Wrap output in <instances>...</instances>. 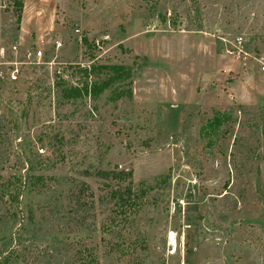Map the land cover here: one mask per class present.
Masks as SVG:
<instances>
[{
    "label": "rangeland",
    "instance_id": "1",
    "mask_svg": "<svg viewBox=\"0 0 264 264\" xmlns=\"http://www.w3.org/2000/svg\"><path fill=\"white\" fill-rule=\"evenodd\" d=\"M21 4L0 46L44 56L0 87V264H264V0Z\"/></svg>",
    "mask_w": 264,
    "mask_h": 264
},
{
    "label": "built area",
    "instance_id": "2",
    "mask_svg": "<svg viewBox=\"0 0 264 264\" xmlns=\"http://www.w3.org/2000/svg\"><path fill=\"white\" fill-rule=\"evenodd\" d=\"M23 0H0L1 12H13L18 4ZM43 42L33 46L20 49V44H14L10 47L9 54L5 48L0 46V87L3 85H13L27 79L26 72L28 67H38L43 64L44 51ZM61 47L59 42H55L56 50ZM225 55L238 64H246L250 55L245 50V41L243 36H236L229 46L225 49ZM8 56L11 60H8ZM261 72H264V58L258 60ZM0 108V114H1Z\"/></svg>",
    "mask_w": 264,
    "mask_h": 264
},
{
    "label": "trees",
    "instance_id": "3",
    "mask_svg": "<svg viewBox=\"0 0 264 264\" xmlns=\"http://www.w3.org/2000/svg\"><path fill=\"white\" fill-rule=\"evenodd\" d=\"M22 9V4H18V7H17V11H19L20 12V10ZM18 21H19V16H18ZM85 42H86V40H85ZM113 70H114V73L116 74V75H118V76H122L123 75V73L122 72H117V71H121L120 69H116V67H114L113 68ZM109 79H111V78H109ZM108 79V80H109ZM113 80V79H112ZM108 82H111V80H109V81H105V82H103L102 84H101V86L100 87H96V86H94L93 87V89L91 90V94L92 95H96L98 92H100V91H102V90H105L106 88H108V86H109V83ZM95 89H97V90H95ZM130 95H131V93H130ZM67 96V95H66ZM36 179V181L38 180V178H35ZM35 183H33V182H31V186L33 187H35ZM10 186H11V184H10ZM9 189V188H8ZM18 196L19 195H17V193H15L14 195H11V196H9L10 198H12V201H16L17 199H18ZM18 201V200H17ZM4 260L7 262V259L6 258H4Z\"/></svg>",
    "mask_w": 264,
    "mask_h": 264
},
{
    "label": "bare ground",
    "instance_id": "4",
    "mask_svg": "<svg viewBox=\"0 0 264 264\" xmlns=\"http://www.w3.org/2000/svg\"><path fill=\"white\" fill-rule=\"evenodd\" d=\"M172 241V240H171Z\"/></svg>",
    "mask_w": 264,
    "mask_h": 264
}]
</instances>
